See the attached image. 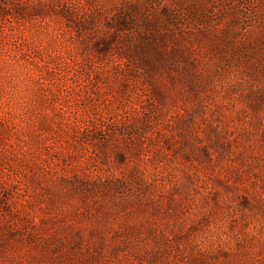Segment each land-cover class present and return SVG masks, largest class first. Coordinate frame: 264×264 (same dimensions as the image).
Listing matches in <instances>:
<instances>
[{
    "label": "rangeland",
    "instance_id": "374dc122",
    "mask_svg": "<svg viewBox=\"0 0 264 264\" xmlns=\"http://www.w3.org/2000/svg\"><path fill=\"white\" fill-rule=\"evenodd\" d=\"M0 264H264V0H0Z\"/></svg>",
    "mask_w": 264,
    "mask_h": 264
}]
</instances>
